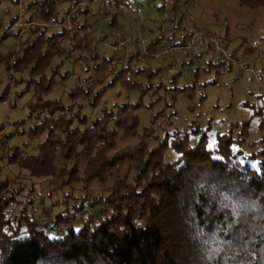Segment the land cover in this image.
<instances>
[{"label": "rangeland", "instance_id": "374dc122", "mask_svg": "<svg viewBox=\"0 0 264 264\" xmlns=\"http://www.w3.org/2000/svg\"><path fill=\"white\" fill-rule=\"evenodd\" d=\"M74 1L53 0L55 6L48 10L49 0H0V183H6L1 194L32 201L20 205L35 207L41 215L38 218L48 221L43 209L53 215L66 205L79 204L83 195H104L112 182H62V177H68L65 169L72 164L67 159L55 158L52 172L43 175H31L10 160L16 154L37 152L41 137L29 138L20 132L45 113L27 115V103L34 104L37 93L40 100H59L71 111H79L89 122L100 117L103 109L114 114L121 105L139 103L137 109L124 111L135 114L138 124L127 137L117 129V149L142 143L150 150L162 139L170 141L174 131L186 132L191 145L204 133L207 148L219 133L229 142L238 140L236 145L246 153L263 144L264 7L248 8L236 0ZM178 20L181 29L175 30ZM184 33L190 35L187 45L169 39L179 40ZM158 37L163 41L154 52H148V44ZM123 39L126 43L114 52V42ZM178 46L179 50L163 53ZM31 47L40 52L39 60L45 51L51 53L36 75L29 74L33 63L23 68L12 65ZM124 68L147 70L145 74L125 73L139 87L114 81ZM41 75L42 82L56 81L47 93L33 87ZM108 82L112 83L98 102L90 105L93 92ZM76 85L89 88V94L70 97L68 92ZM254 110H260L259 117L253 115ZM243 122L248 130L242 135ZM175 157L171 148L165 150V160ZM78 167L77 178L83 163ZM123 168L114 179L123 176ZM132 174V170L128 172L129 181Z\"/></svg>", "mask_w": 264, "mask_h": 264}, {"label": "trees", "instance_id": "16d2710c", "mask_svg": "<svg viewBox=\"0 0 264 264\" xmlns=\"http://www.w3.org/2000/svg\"><path fill=\"white\" fill-rule=\"evenodd\" d=\"M236 1L248 8L264 7V0ZM48 4V10L55 6L53 0ZM180 23L175 30L181 29ZM189 36L169 39L184 46ZM162 41V37L152 40L146 50L154 52ZM45 52L39 60L37 48H26L12 65L23 68L33 63L29 74L36 75L49 62L51 53ZM5 67L9 69L7 63ZM126 72L145 74L147 70L124 68L114 78L139 87L126 78ZM42 80L43 75L33 84L41 93L56 82ZM110 83L93 92L90 105L98 102ZM89 90L76 85L68 95L83 96ZM35 96L34 104L27 103V115L45 113L20 132L29 138L41 137L37 152L16 154L10 160L31 175H43L52 172L55 158L67 159L72 164L62 182H112L104 195H83L79 204L66 205L53 215L43 209L48 221L38 218L35 207L20 205L32 201L1 194L6 185L1 182L0 264H264V142L246 153L236 145L238 140L229 142L221 133L207 148L204 133L191 145L186 132L174 131L170 141L162 139L150 150L142 143L117 149V129L127 137L138 124L135 114L124 111L137 109L139 103L121 105L114 114L103 109L100 117L89 122L59 100ZM260 110L253 115L260 116ZM247 128L243 122L242 135ZM168 148L176 153L170 161L164 158ZM80 162L83 168L77 178ZM122 168L123 176L114 179Z\"/></svg>", "mask_w": 264, "mask_h": 264}, {"label": "built area", "instance_id": "2783aa9c", "mask_svg": "<svg viewBox=\"0 0 264 264\" xmlns=\"http://www.w3.org/2000/svg\"><path fill=\"white\" fill-rule=\"evenodd\" d=\"M164 3H172V1H167V0H162ZM137 11H138V8L136 9ZM192 41H193V38H191V40H190V42H189V46L190 45H192ZM126 43V40L125 39H123V40H116L115 42H114V44L112 45V47H111V49L114 51V52H117L118 50H120L121 48H122V46L124 45ZM175 48H177V49H175ZM180 49V47L178 46V47H169V48H167V49H164L163 50V53H167V54H169V53H171V52H173L174 50H179ZM182 49V48H181Z\"/></svg>", "mask_w": 264, "mask_h": 264}]
</instances>
